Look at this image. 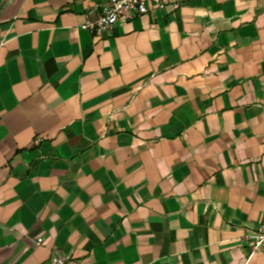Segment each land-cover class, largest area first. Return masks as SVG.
Instances as JSON below:
<instances>
[{
  "label": "crops",
  "instance_id": "obj_1",
  "mask_svg": "<svg viewBox=\"0 0 264 264\" xmlns=\"http://www.w3.org/2000/svg\"><path fill=\"white\" fill-rule=\"evenodd\" d=\"M107 1L0 0V264H264V0Z\"/></svg>",
  "mask_w": 264,
  "mask_h": 264
},
{
  "label": "built area",
  "instance_id": "obj_2",
  "mask_svg": "<svg viewBox=\"0 0 264 264\" xmlns=\"http://www.w3.org/2000/svg\"><path fill=\"white\" fill-rule=\"evenodd\" d=\"M170 0H108L100 5V15L97 20H87L81 29L98 35L110 34L120 20L134 19L165 7ZM253 252L264 248V224L250 237ZM42 244V240H38ZM50 264H80L79 261L69 255H54Z\"/></svg>",
  "mask_w": 264,
  "mask_h": 264
}]
</instances>
